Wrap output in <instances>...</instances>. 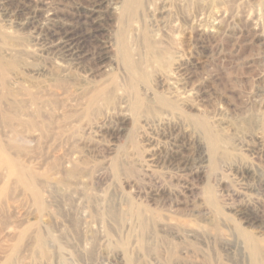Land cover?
Returning a JSON list of instances; mask_svg holds the SVG:
<instances>
[{
	"label": "rangeland",
	"instance_id": "1",
	"mask_svg": "<svg viewBox=\"0 0 264 264\" xmlns=\"http://www.w3.org/2000/svg\"><path fill=\"white\" fill-rule=\"evenodd\" d=\"M125 1L0 0V264H264V0ZM143 87L179 109L138 116Z\"/></svg>",
	"mask_w": 264,
	"mask_h": 264
},
{
	"label": "bare ground",
	"instance_id": "2",
	"mask_svg": "<svg viewBox=\"0 0 264 264\" xmlns=\"http://www.w3.org/2000/svg\"><path fill=\"white\" fill-rule=\"evenodd\" d=\"M126 1L128 2L127 4L129 7L128 13H130V12H132V13L133 12L134 13L139 12L140 13V10L147 8L146 5H149V3L152 2L153 0H126ZM142 39H143L142 45L144 47L143 52H139V51L137 53L134 52L133 51L134 47L132 48V45H131L132 43H130L127 39H124V38H123L122 42L120 43L121 48L119 49V51H116L117 54L120 55V57H117L115 55L114 62H115L117 67L122 68V72L124 74V75L122 74L123 78H124V76L129 78L130 77V75H128V72H129L130 74L134 73L137 76H139V78H137V79H140V78L144 79L145 76H148L147 74H150V73H148V71H150L149 69H151L153 67H154L153 69H155L156 66L159 65V63L161 62V59L166 58V57H162V56L167 54V51H166L167 49L164 48L161 44H156V43L151 42L150 39L147 37V35H144V37ZM106 46H109V44ZM105 50H106L105 51L106 53L104 56L110 58L111 57L110 55L112 53V46L107 47V49H105ZM162 65H165V64H162ZM157 68H159V67L157 66ZM161 68H163V67H161ZM155 71H156V69H155ZM159 77H162V74H160V72H159ZM128 81H130L128 85H130L131 88H135L132 86H136V84L133 85L134 83H136V80L133 77H130ZM117 82H118L117 79L115 80V77H114L107 84H103L102 86H99L97 88L95 87L96 89L94 88V90H91V88H89V90L87 89L86 92L82 94L83 98H81V99L83 100V102H82V104L80 103L81 105L84 106V108H83L84 112L81 114L80 113H74V115L72 114L73 115L72 119H71L72 123H70V124H73V122H74V125L75 124H77V125L81 124L82 125L84 122H90L93 119V117H96L98 115H102L105 112L108 113L111 109L116 108L117 102H116L115 97H116V95L121 93V92H119L117 94V91L122 88V86L120 88V86ZM124 82L120 81L121 84H123ZM96 84H97V82H96ZM98 85H99V83H98ZM124 86H125V84H124ZM127 88L129 89V87H127ZM124 89H126V88H124ZM147 89L148 88L143 89V92L145 95V97L143 96V98H145L144 99L145 101L143 99H140V97L142 98V96H140V97L137 96L138 99L135 98L136 101L133 103V105L135 107V110H134L135 114H137L138 116L144 115V114L147 116L154 114V116H156L157 113H160V115L161 114L167 115V114H170V112L174 111L173 109L176 106V104H174L175 106L174 105L172 106V104L174 102L173 103L172 102L167 103L166 99H164V97L157 96L154 93H152L151 91H149V89L148 90ZM122 91H124V90L122 89ZM174 97L176 98V96H174ZM119 98H120V96H119ZM127 98H129V97H127ZM127 98H125V99H127ZM146 99H147V101H146ZM176 99L178 101H180L178 98H176ZM122 101H125L124 98ZM178 101H176V102H178ZM119 102H120V104H124L123 106L129 105L127 102H123V103H121V101H119ZM120 104H119V106H120ZM176 108H177V106H176ZM180 108H181V106H180ZM177 109H179V108H177ZM177 109H175V110H177ZM68 115H70V114H68ZM171 115L174 116L173 113ZM159 117H157V118H159ZM152 119H153V117H152ZM66 121L68 123L69 119ZM67 123H66V125H67Z\"/></svg>",
	"mask_w": 264,
	"mask_h": 264
}]
</instances>
